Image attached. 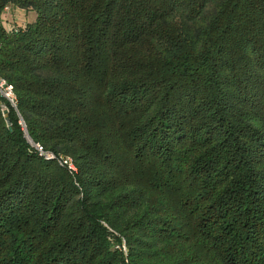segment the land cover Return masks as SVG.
I'll return each mask as SVG.
<instances>
[{
	"label": "trees",
	"instance_id": "trees-1",
	"mask_svg": "<svg viewBox=\"0 0 264 264\" xmlns=\"http://www.w3.org/2000/svg\"><path fill=\"white\" fill-rule=\"evenodd\" d=\"M0 76V264H264V0H0Z\"/></svg>",
	"mask_w": 264,
	"mask_h": 264
},
{
	"label": "built area",
	"instance_id": "built-area-1",
	"mask_svg": "<svg viewBox=\"0 0 264 264\" xmlns=\"http://www.w3.org/2000/svg\"><path fill=\"white\" fill-rule=\"evenodd\" d=\"M8 8H9L8 6H5L4 10L7 11ZM0 97H2L7 102H9L12 107L16 108L13 86L9 82H7V80L3 78L2 76H0ZM2 111H7V108L5 105H2ZM21 124H23L22 121H21ZM28 142L43 157L54 158L56 159L58 163L66 166L71 171H74L76 169L75 164L73 163L70 157L62 156V155L56 156L52 152L45 150L39 143H35L31 141L29 138H28ZM116 247L119 248L118 245ZM121 249L125 251L124 244L121 245Z\"/></svg>",
	"mask_w": 264,
	"mask_h": 264
},
{
	"label": "crops",
	"instance_id": "crops-1",
	"mask_svg": "<svg viewBox=\"0 0 264 264\" xmlns=\"http://www.w3.org/2000/svg\"><path fill=\"white\" fill-rule=\"evenodd\" d=\"M34 18V13L31 10L24 11L18 8L9 7L6 11L5 24L12 26L24 22H30Z\"/></svg>",
	"mask_w": 264,
	"mask_h": 264
},
{
	"label": "water",
	"instance_id": "water-1",
	"mask_svg": "<svg viewBox=\"0 0 264 264\" xmlns=\"http://www.w3.org/2000/svg\"><path fill=\"white\" fill-rule=\"evenodd\" d=\"M4 118L8 121V113L7 111H3ZM8 128L10 129V126L8 125Z\"/></svg>",
	"mask_w": 264,
	"mask_h": 264
}]
</instances>
